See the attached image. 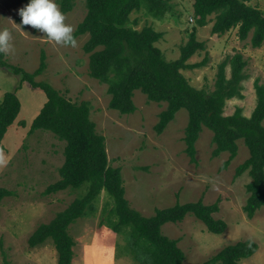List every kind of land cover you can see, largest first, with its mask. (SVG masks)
Returning a JSON list of instances; mask_svg holds the SVG:
<instances>
[{
  "label": "rangeland",
  "instance_id": "1",
  "mask_svg": "<svg viewBox=\"0 0 264 264\" xmlns=\"http://www.w3.org/2000/svg\"><path fill=\"white\" fill-rule=\"evenodd\" d=\"M55 0L59 9L61 6ZM195 0H171L174 13L168 12L162 20L154 19L145 9L131 14L137 29L152 26L163 32L156 45L167 60H177L193 28ZM249 4L264 12V0H249ZM25 6L21 0H0V30L8 29L13 38L14 50L6 55L9 64L34 72L45 52L47 67L36 77L47 81L74 102L91 103V119L99 133L106 138L108 164L119 167L125 187V197L130 205L145 216L155 214L157 208H166L177 202L186 203L202 199L206 204L220 202V211L214 216L227 222L221 234L209 231L193 214L181 222H169L162 232L178 240L185 253L184 264H201L227 245L252 239L258 251L239 264H264V206L249 218L244 206L249 197L247 184L251 181L249 170L237 175V168L250 156L242 139L239 152L231 164L222 168L230 153L213 156V132L204 127L196 143L197 163L191 161L184 140L189 113L181 109L162 133L155 125L166 102L150 101L141 90L134 92L137 110L122 114L111 109L108 84L90 75V53L84 49L89 34L76 37L75 47H64L47 41V38L30 27H21L18 10ZM63 12V11H62ZM64 13V12H63ZM87 13L85 0H74L71 11L64 13L66 23L76 30ZM215 14L208 24L198 27L197 38L206 43L188 63L208 62L203 67L182 70L190 84L211 92L219 65L237 52L244 55L248 64L247 78L242 82L243 97L227 101L225 114H233L241 107L250 116L257 105L255 83H264V45L254 48L251 36L238 37V28L224 35L213 34ZM75 32V31H74ZM231 64L227 65V75ZM20 75L0 66V103L6 92L14 91ZM21 111L3 139L0 150V185L11 191L0 206V264H58V253L52 240L31 247L29 238L43 223H49L66 209L77 197L86 192L67 188L49 192L51 185L61 180L60 168L65 162L66 141L54 133L37 130L29 133L34 118L47 101L46 94L29 83L18 91ZM25 122L23 126L21 122ZM112 197L103 190L94 202L96 210L74 222L69 231L74 237L73 264H139L127 246V231L115 232L109 224V211L114 206ZM109 206L104 210L105 206Z\"/></svg>",
  "mask_w": 264,
  "mask_h": 264
},
{
  "label": "trees",
  "instance_id": "2",
  "mask_svg": "<svg viewBox=\"0 0 264 264\" xmlns=\"http://www.w3.org/2000/svg\"><path fill=\"white\" fill-rule=\"evenodd\" d=\"M25 5L28 0H21ZM64 13L72 10L74 0H59ZM249 0H195L194 16L196 26L188 42L181 48L177 60L166 59L156 45L163 32L152 26L137 29L132 26L133 12L145 9L154 19L162 20L168 12L174 13L171 0H85L87 13L74 32L75 38L89 34L84 45L90 53V75L108 84L111 96L109 107L122 114L137 110L134 92L141 90L150 101L166 102L167 107L160 113L155 125L162 133L175 118L176 113L186 109L189 121L185 129L186 152L192 162L197 163L196 143L204 127L213 132L215 145L213 156L229 152V159L222 168L228 167L239 152L238 140L242 139L250 156L237 168V175L249 170L251 181L247 184L249 197L244 211L253 218L264 206V83L256 81L257 105L250 116L241 107L230 115L225 114L227 101L243 97L242 82L247 78L248 64L244 55L237 52L224 60L218 67L215 89L207 92L190 84L182 70L203 67L206 57L193 64L188 60L199 50L206 49V43L197 38L198 27L208 24L215 14L213 34L224 35L238 28V37L246 40L251 36V45H264V12L248 3ZM231 74L227 75V65ZM0 66L20 75L14 91L6 92L0 103V150L3 139L16 121L22 107L18 91L24 83L42 90L47 101L34 118L29 133L46 130L66 141L65 162L60 168L61 180L51 185L49 192L67 188L79 189L86 186V192L77 197L66 209L60 211L49 223L41 224L29 238L31 247H38L52 240L58 253V264H73L76 245L69 228L79 218L92 214L94 202L105 190L113 199L109 213V224L117 232L127 231V246L139 264H184L185 253L178 246V240L162 232L166 223L181 222L187 214L201 220L207 229L221 234L228 224L214 216L220 211V202L206 204L198 201L179 203L166 208H157L152 216H145L133 208L125 197L123 177L119 167L108 164L106 138L99 133L91 119L89 101L74 102L47 81H37L46 67L45 52L41 55L39 67L32 73L9 64L6 55L0 54ZM23 126L26 123L21 122ZM11 191L0 185V206L3 198ZM108 205L104 210L108 209ZM259 245L252 239L240 240L227 245L201 264H239L254 255Z\"/></svg>",
  "mask_w": 264,
  "mask_h": 264
},
{
  "label": "clouds",
  "instance_id": "3",
  "mask_svg": "<svg viewBox=\"0 0 264 264\" xmlns=\"http://www.w3.org/2000/svg\"><path fill=\"white\" fill-rule=\"evenodd\" d=\"M20 26L30 27L47 38V41L64 47H75L74 27L66 23L65 14L55 0H28L17 13ZM14 50L12 34L8 29L0 30V54L10 55Z\"/></svg>",
  "mask_w": 264,
  "mask_h": 264
}]
</instances>
